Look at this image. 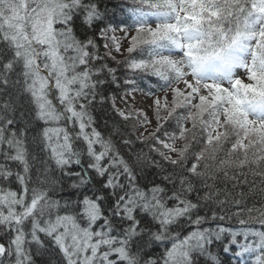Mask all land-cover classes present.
<instances>
[{
    "label": "snow or ice",
    "instance_id": "snow-or-ice-1",
    "mask_svg": "<svg viewBox=\"0 0 264 264\" xmlns=\"http://www.w3.org/2000/svg\"><path fill=\"white\" fill-rule=\"evenodd\" d=\"M257 109L264 0H0V264H264Z\"/></svg>",
    "mask_w": 264,
    "mask_h": 264
},
{
    "label": "trees",
    "instance_id": "trees-1",
    "mask_svg": "<svg viewBox=\"0 0 264 264\" xmlns=\"http://www.w3.org/2000/svg\"><path fill=\"white\" fill-rule=\"evenodd\" d=\"M206 75H211L212 73L206 72ZM162 83V82H161ZM141 87L147 89L149 87L148 83L141 82ZM227 111V110H226ZM264 115V110L257 109L254 113H251V117L253 119L260 118ZM136 136L137 140H149L151 137L149 136L148 139L139 138L136 133H133ZM188 139L185 141V144H189L192 142L193 135L191 131L187 133ZM199 135L197 131V136ZM252 147V146H251ZM145 152H148L147 147L144 149ZM165 158L169 157V151L164 152ZM223 160V163L219 161ZM203 164L206 165V173H221L218 178H216L215 182L218 184H228L229 189L235 191V189L231 188L233 183L232 177L234 173L242 172L244 174L245 179H240L241 186L247 188L248 185H252L255 182L254 187L252 189V195L255 199L260 200L264 199V168H259L257 165L254 164L252 156L250 153H246L240 156H237L235 153L232 154L230 157H226L223 151L216 152L214 155L206 154L204 160L202 161ZM227 171L226 175H223Z\"/></svg>",
    "mask_w": 264,
    "mask_h": 264
},
{
    "label": "rangeland",
    "instance_id": "rangeland-1",
    "mask_svg": "<svg viewBox=\"0 0 264 264\" xmlns=\"http://www.w3.org/2000/svg\"><path fill=\"white\" fill-rule=\"evenodd\" d=\"M162 94L163 93L161 92V95ZM142 102H143V98L141 97L139 102L137 103V107H139V104ZM161 106L164 109H167L169 107V105L167 103H164V102H162ZM229 119H232V117H229ZM262 120H264V117ZM149 127H151V126H149ZM248 134H250V135L251 134H260V130L259 129H249ZM137 135L139 138H142V139H144V138L148 139L149 138V136H145L143 133H139ZM184 145H185V141L183 139H181V140L176 141L175 144H170L169 149L171 151L180 150L184 147ZM245 147L248 148L247 145H245ZM246 153H248V154L250 153L255 165H257L259 168H262V167L264 168V159H262V158H264V143L255 142L251 148H248Z\"/></svg>",
    "mask_w": 264,
    "mask_h": 264
}]
</instances>
